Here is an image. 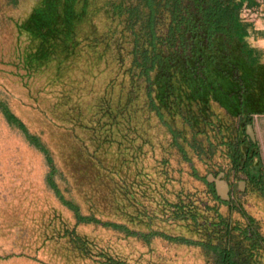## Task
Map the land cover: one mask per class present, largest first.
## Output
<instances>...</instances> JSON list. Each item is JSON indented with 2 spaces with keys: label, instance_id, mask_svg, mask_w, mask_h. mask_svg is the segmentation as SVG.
I'll use <instances>...</instances> for the list:
<instances>
[{
  "label": "trees",
  "instance_id": "obj_1",
  "mask_svg": "<svg viewBox=\"0 0 264 264\" xmlns=\"http://www.w3.org/2000/svg\"><path fill=\"white\" fill-rule=\"evenodd\" d=\"M245 2L251 0H38L39 6L16 23L17 58L29 77L42 81L41 91L56 93L52 108L65 113L61 127L72 133L76 129L91 132L90 137L74 136L87 158L94 154L89 144L97 141L95 146L100 148L122 122L149 130L156 115L184 156L187 151L179 142L183 129L175 126L179 119L189 126L193 146L210 131L232 134L235 143H230V155L235 169L241 170L247 166L241 146L242 120L264 113V61L248 40L250 23L240 15ZM103 74L105 80L96 90ZM94 93H98L93 106L96 118L93 114L86 118L85 101ZM0 111L46 155L48 184L74 211L76 225H99L147 241L161 235L182 244L202 245L214 252L216 264H262L258 251L264 239L246 236L248 245L233 243L229 224L225 227L222 222L215 227L224 232L213 243L153 230L145 234L120 221L84 214L57 185L58 169L47 144L7 101L0 99ZM206 183L220 199L214 186ZM174 207L182 219L197 221L192 207L182 202ZM59 240L67 255L86 263L134 264L100 248L76 226H64Z\"/></svg>",
  "mask_w": 264,
  "mask_h": 264
},
{
  "label": "rangeland",
  "instance_id": "obj_2",
  "mask_svg": "<svg viewBox=\"0 0 264 264\" xmlns=\"http://www.w3.org/2000/svg\"><path fill=\"white\" fill-rule=\"evenodd\" d=\"M34 6H39L38 0L18 4L0 0V99L50 148L58 169L55 180L64 196L79 204L84 214L120 221L145 234L153 230L216 243L224 231L215 224L222 222L225 227L229 224L233 243L248 245L246 236L264 239V194L249 185L232 206L215 198L205 180L209 173L222 171L235 181L245 175L233 166L232 134L210 131L193 146L189 126L179 119L175 126L183 129L179 142L187 151L184 156L169 129L153 115L149 130L122 122L100 148L95 146L97 141L89 144L94 152L91 158L80 151L75 138L90 137L91 132L76 129L72 133L61 127L65 113L52 108L56 93L41 91L42 81L29 77L17 58L16 23L28 17ZM246 9L255 16L245 2L240 10L245 21L252 18ZM105 76L94 83L96 90ZM97 96L86 99V118L92 114L96 118ZM49 171L46 155L0 112V264H91L63 250L59 238L64 226H76L100 248L134 264L217 263L214 252L202 245L182 244L161 235L147 241L99 225H76L74 211L48 184ZM179 202L195 210L197 221L176 213L174 206ZM258 253L264 264V244Z\"/></svg>",
  "mask_w": 264,
  "mask_h": 264
},
{
  "label": "crops",
  "instance_id": "obj_3",
  "mask_svg": "<svg viewBox=\"0 0 264 264\" xmlns=\"http://www.w3.org/2000/svg\"><path fill=\"white\" fill-rule=\"evenodd\" d=\"M246 3L255 15L254 17H252L253 14L250 12L249 9H246L247 14L252 17L251 19L247 20V22L250 23L248 40L251 43V45L254 46L257 49V51L262 55L264 61V0H251L250 3L249 2ZM0 112L3 114L2 111ZM244 123L246 124L245 126ZM250 123L253 125V130H254V137L251 138L253 140V145L255 147V160H256V164L259 165L258 168H255L251 172V174L255 179L254 181H256L255 185H251L250 183L246 185L247 183L242 180L240 182V188L242 191H244V189H246V187L250 185L260 190L262 194H264V113H254L248 118H243L241 126L246 128V133H247V125ZM9 125L11 126V124ZM243 136L245 139L246 135L244 134Z\"/></svg>",
  "mask_w": 264,
  "mask_h": 264
},
{
  "label": "flooded vegetation",
  "instance_id": "obj_4",
  "mask_svg": "<svg viewBox=\"0 0 264 264\" xmlns=\"http://www.w3.org/2000/svg\"><path fill=\"white\" fill-rule=\"evenodd\" d=\"M245 135H246V138L241 143V146H242L243 153L247 159V166L245 168H242L241 170L243 172H245L246 175H243V177H244V178L242 177L243 179L240 178V179H237L235 181V180H230L228 177V174L225 173V179L229 182V187H230V189H229L230 200L225 201V202L230 203L232 206L235 205L236 201L239 200V198L241 197L242 194L247 192L246 191L247 189H244V191L241 190L240 182L243 180L247 183L246 185H248V183H250L251 185H255V182H256V181H254L255 179H254L253 175L251 174V172L255 168H258L259 164H256L255 147L253 145V140H252L251 136L247 135V133H246V128H245ZM210 184H212L214 186V189H215V184L214 183H210ZM215 191H216V189H215Z\"/></svg>",
  "mask_w": 264,
  "mask_h": 264
},
{
  "label": "water",
  "instance_id": "obj_5",
  "mask_svg": "<svg viewBox=\"0 0 264 264\" xmlns=\"http://www.w3.org/2000/svg\"><path fill=\"white\" fill-rule=\"evenodd\" d=\"M247 134L251 137H254L253 125L251 123L247 125ZM206 180L208 183L215 184L216 193L221 200H230V187L228 181L225 179V172H219L217 175H215L214 173H209L206 177Z\"/></svg>",
  "mask_w": 264,
  "mask_h": 264
}]
</instances>
